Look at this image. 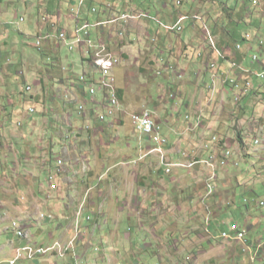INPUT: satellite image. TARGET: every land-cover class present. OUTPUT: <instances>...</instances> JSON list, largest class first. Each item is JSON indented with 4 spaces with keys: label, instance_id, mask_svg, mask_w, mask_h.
I'll list each match as a JSON object with an SVG mask.
<instances>
[{
    "label": "crops",
    "instance_id": "1",
    "mask_svg": "<svg viewBox=\"0 0 264 264\" xmlns=\"http://www.w3.org/2000/svg\"><path fill=\"white\" fill-rule=\"evenodd\" d=\"M4 1L6 4H15L22 7L23 10L20 13L21 16L19 19L24 18L23 24L25 26H20L19 28L15 27V25H19L21 22L16 17L11 16L9 10L3 9ZM114 1H116L117 8L119 7L127 10L129 13L138 10L140 16L137 15V13L135 15L130 14L135 20H138V17L142 16V12L145 13L143 15H146L147 13L146 10L140 9V5L129 3L134 0ZM31 2L32 0H9L7 2L6 0H0V14L2 13V16H0V42L2 45L5 46L8 44V40L13 39L15 36L22 38L21 40L25 45H29L26 40L34 36L35 40L32 44H35L36 38L39 36V27L37 28L36 24L35 26L32 25L34 19H32V17L30 18L28 13L29 11H27V7H30ZM95 2L96 0H81L77 1V5L78 8L82 6L83 8H86L88 4L92 6L91 9L94 7L99 8V6L94 5ZM163 5L167 8V2H164ZM55 10L56 8L53 9V6L50 7V11L55 12ZM46 11H49L48 5ZM187 14L188 12L185 13V15ZM247 16L249 18L247 19L249 21L248 24H250L249 27L255 29L256 13L248 11ZM81 17L82 18L79 17V22H81L86 16L82 15ZM107 18H109V12L104 10V14L101 16V19L107 20ZM185 18L188 19V16ZM176 21L178 23L176 26L177 29L180 27V23L184 21ZM198 21L199 19L194 17V19H192V25L200 29V34H197L198 40L200 41L202 36L209 37L211 31L208 27L203 30V20L199 25L197 24ZM203 22L205 23V21ZM13 23L14 25H12ZM194 24H196V26ZM95 25L96 23L91 26L93 30L92 38L95 40L105 39L104 35H106L105 31L107 29H102V31L99 29L100 27H95ZM113 25L115 26L112 30H115L116 28L119 29L120 27L118 24L114 23L107 26V28H110ZM227 25H229V23L223 26L222 21V25L219 28H215L216 30L214 29L213 32H211L215 36L213 38L214 44L209 46L207 53L209 56L207 58L204 55L203 57H200L202 61L199 62L201 63L202 68L194 70L196 73L190 74L187 70H183L182 73L176 74L179 77H181L182 74V79H178L177 77L171 78L165 72H163L161 76L162 82H164L166 86L174 83L172 88H168V90L171 91L170 98H174L178 101L177 103L180 105L178 108L185 113V117L189 115V112H194L197 115H201L199 117L202 119V127L197 128L195 131L188 130V126H190V124L196 123L197 119L193 120V118L192 120L187 121L184 117L185 123L177 121L176 124L165 126L168 130L164 131L163 129V135L169 140L166 152L170 162L186 163L187 161L206 159L210 152L208 153V151L204 149V145L206 144L205 142H210L214 135L217 137L219 136L218 134H220L219 132L221 129V117L223 116L220 111H216L213 107L215 106L217 108L219 106L220 108L223 104H225V95L227 94V97L231 99L232 102L234 101L237 104L234 99L236 91H232V87L223 86L222 82H219L218 90L215 94L216 97L213 101L210 100V86L212 84L211 80L214 71L209 69L208 63L216 62L220 68V75H223V78L235 75L241 78L240 83H244L245 81H251L254 83L256 91L242 100V102L245 103V107L248 103L253 104L254 102L258 103L261 108L262 105H264V92L260 90V83L255 76L256 72L259 71L260 68L257 64L251 63L252 56L254 54H258L257 50H260L262 54L264 53V45H260V41L264 40H255L253 37L250 42L243 43V52L241 53L242 56L240 59L229 58V51L226 49V42H228L229 39V29L227 28ZM76 26V24L73 26L72 23L71 25L68 23L64 29L73 34ZM36 30L37 33H30L33 31L35 32ZM184 30L185 29L183 27V32ZM44 31L45 34H55L46 30ZM193 37L194 36H191V40ZM115 38L116 35L114 34L113 40ZM131 38L133 39L134 36ZM188 52L189 51H182L181 53L183 54V57L187 56L188 60L193 63ZM253 52L254 54L251 56V53ZM124 53L125 52L122 51L120 54L122 58L123 56L128 55L127 53ZM176 53L177 51L174 54ZM83 55L87 62H89L86 52L83 53ZM161 60L162 58L154 57V59H150L148 61V65L150 67L155 66L158 70L162 69L165 64ZM233 62L238 63L242 69H232L231 64ZM115 74L117 78L118 97L122 108V112L118 114V117H120L119 119L121 120L124 117V113L126 114V112H129L127 110V104L129 106L132 105L133 107L137 106L135 103L131 104L134 100L131 99L127 90L131 82L134 80V77L125 67H123V65H120L115 69ZM75 81L76 80L74 79V81L68 82V85H66L65 81H63V85L66 86H64L62 99L65 98L68 91L77 94L83 92L77 84V81ZM27 86L33 87V93L30 95L25 93V95L23 93L25 88L22 91H19V98L21 99L20 103L12 102L10 104V101V105L4 108L6 110L5 114L8 118H0L1 127L3 124L2 128L7 131L6 135H8V131L10 133L12 130H15L12 123L16 124V126H18V123L20 124V127L24 126V129H18L19 126L16 127V130H21L17 133L18 135L9 134L13 138L10 141L12 144H10L7 140V137L5 138L3 136L0 138V155L1 152L4 151L5 147L10 149L8 152L14 153V150L11 151L13 148L17 150L14 155L13 153H7V156H5L6 161H4L3 158H0L3 162H8L9 165L13 164L14 167L18 168V171L24 172L22 176L24 177L23 180L17 174H15V176L18 177L16 184L19 182L20 186L18 192L22 195V197L18 196V201H24V205H21V208L23 207L24 209L26 207L28 210H18L20 211L18 216L22 217L20 219L15 218L14 220L20 221L27 230L31 231L34 244L39 246H48L56 241H69L73 235L72 229L81 197L87 190H91L88 210L95 214L94 221L95 224H98V226H90L89 224L83 231V241L77 248V255L84 259L83 263L121 264V262L124 261V264H126L130 260L129 264H142L143 260L141 259L143 257H154L158 260L157 264H264V234L261 236H257L255 234L256 229L259 227L255 228L256 226L253 225L252 217L248 222L245 221L243 226L239 223L242 229L246 230V241H233L232 236H229L230 240H224L221 238L220 233L222 234L225 230L221 231L219 234L215 232V221H218L220 216L219 218L213 217V211L211 209V204L213 202L211 200L212 198L208 200L211 201L210 203L206 201V203L203 204L205 207L204 214L207 217L205 218L203 226L201 225L203 222L202 219H200L197 215L196 217L197 220H199L200 224L198 225H200V227H196L198 225H195L188 231V233L182 229L181 235L176 236L173 239L170 238L173 232H171L170 227L167 226V219H165V222L161 221L155 223L154 225L147 222L146 217H153L156 215L154 205L155 202H153L152 199L148 201V195H152V198L159 195V197L155 200L162 202L165 201V203H172L171 199H175L176 195H179V198L184 197L187 190H185L186 187L185 185L183 186V181H181L184 176L183 174L186 173V171L191 173V171L195 170V168L193 170H185L180 167H175L173 169V173L167 175L160 164L159 156L155 153H151V149L154 147L153 143L136 131V134H138L140 138L145 141L141 142L138 140V145L135 149L131 147V145H128L127 148H131L129 149L132 151V155L134 156L129 157L137 159L141 154H144L145 157L139 162V168H136L137 165L130 166L133 168L122 166L121 163L126 161L123 159H127V157H121V155H123L122 150H118L112 144L114 142H119L122 137L120 134L117 136H114L112 133V135H107L111 129L110 127L114 126L113 122L117 120L118 117L105 123H100L93 115H90L87 118H81L76 113L75 107L67 105L66 101H56L57 104L60 102V109L55 110L54 101H50L48 99L49 96L45 95L47 94L46 89H42L41 86L37 91V85H34L33 83H28ZM191 88L197 92V94H195L196 96H194L196 99H192L193 102L190 100L189 96H187V91L190 93L189 89ZM3 93L5 92L3 91ZM220 96H222V99L220 100V103H218ZM184 100L186 101L185 106H183ZM23 101H25V105L22 104ZM194 102L195 104L192 105ZM41 105L43 106L42 117L44 116L46 119L48 118L51 126L53 125V128L56 129V131L58 130L55 133L56 136L50 143L51 145H49V149L46 150L47 152L44 151L43 148H40L42 143L40 140L41 133L37 130L39 129V122L29 116V108L33 107L38 110V107ZM71 107L74 109L71 110ZM89 107L90 109H101L97 106L94 107L93 105H90ZM245 107L241 109L243 111L242 113H244ZM147 109L151 110L149 108ZM69 111H75V113L70 114ZM167 113L168 115L165 119L168 121L170 120L169 122L171 123L175 117L172 113H169V110H165L162 117L164 118ZM17 115L19 118L16 122H14L13 118ZM60 115H63L66 119H68L78 130L74 131L75 128L71 126H68L67 129H63V123L60 120H57V117L59 118ZM85 122L92 123V126L95 127L94 130H99V128H101L99 130L101 131L100 134L112 137L113 140L110 144L103 143L96 149L91 144V131L85 129ZM186 124L187 127L184 130L183 126ZM34 125L36 127H34ZM107 128L110 129L107 130ZM60 130H64L63 134L61 133L62 136H59ZM81 130L85 131L86 139L88 140L83 138V135L80 133ZM115 131L120 133L118 129ZM77 134L79 138H76ZM66 135H69L70 139L66 140ZM190 137L199 138V143L196 145L194 144V147L190 149V153H187L184 151L186 149L185 139ZM35 138L40 140L38 147L37 144H32L35 143ZM218 138L223 142V144L224 142H228L226 135L220 134ZM63 141H65L66 144L62 143ZM80 141H82V145H78V142ZM80 155L85 156L83 159L88 160L91 167L88 173L79 171L81 167L79 165L80 160L78 157ZM110 157L113 159L110 160ZM60 159L64 161V167L61 173H57V162ZM17 162L18 164L15 166ZM20 167L21 169L19 170ZM107 169H110L109 173L107 172ZM196 169H202L206 174L208 172V169L201 165H198ZM12 170L16 171L14 168ZM36 172H38L39 175L42 174V177L38 176L41 178L42 183H40L38 178L34 180ZM194 173H197V170H195ZM27 174H29L31 178H27ZM51 175H55V183L57 185L56 190H51L49 187V177ZM161 177L164 179L160 182V184H162V189H155L154 191L153 183L154 181L158 183V179ZM260 187L264 189V182L260 183L250 193L248 192L247 195L250 198H256V193L261 190ZM20 190H24L25 193ZM235 196H237L236 193ZM65 197L70 200L72 199L71 204L67 203V201L61 202L59 200V198L61 199ZM139 198H144L142 205L140 204L141 202L139 201ZM46 199L50 200L48 201V205L44 206L40 201H44ZM26 201L29 203V206L26 204ZM165 203L164 207H166ZM39 204H41V206H39ZM138 205H141L142 209H140ZM46 208H49L51 212H46ZM148 208L149 210L147 211ZM168 208L169 207H167V209ZM178 208L180 211L183 209L182 206H179ZM34 209H38V214H35ZM169 210L171 211L172 209L169 208ZM0 212L3 211L0 210ZM41 214H45L47 216L52 215L55 219L52 221H42L40 219ZM141 215L145 218L140 219L143 217ZM231 217L232 214L230 212L229 225L236 222L233 218L231 219ZM263 218L264 216H262V219ZM179 223L177 225H179ZM185 223L186 222L184 220L182 225L184 226ZM10 224H5V228L0 231V236L2 234H7L8 236L7 243L0 245V264H6V262L13 257L15 249L23 244L22 241L15 237L13 231L10 229ZM158 227H163L162 230L166 234H160ZM177 232H179V230ZM166 236L168 237L167 239ZM193 236H197L195 240H191ZM172 237H174V234ZM260 242H262V244ZM176 243H178V245H176ZM190 243L194 244V248L186 252L187 249L185 250V248H188ZM247 245L250 246L248 249L246 248ZM259 246H261L260 253L256 260L253 261L252 255L257 251ZM97 248L99 249L98 251H96ZM99 252L100 255H97ZM186 255L187 257L189 256L188 261ZM23 264H72V258L68 257L65 260H58L54 257H46L35 262H24Z\"/></svg>",
    "mask_w": 264,
    "mask_h": 264
},
{
    "label": "rangeland",
    "instance_id": "2",
    "mask_svg": "<svg viewBox=\"0 0 264 264\" xmlns=\"http://www.w3.org/2000/svg\"><path fill=\"white\" fill-rule=\"evenodd\" d=\"M7 1L9 0H6V2ZM77 1L81 0H55L53 2V9L56 8V10L55 12H50L46 11V8L48 3L52 2V0H32V2L30 3V7H27V11H29L28 13L30 15V18L32 17V19H34L32 25L35 26L36 24L37 28L39 27V36L41 34H45L44 30L50 33H55L50 34L52 37L55 36L53 38V41L43 44L41 48H38L36 46L38 38L36 39L35 44H32L35 40L34 36L26 40L29 45H25L21 40L22 38H19L18 36L13 37V39H9L8 44H6L5 46L0 42V118H8L5 114L6 110L4 109L6 108V106L10 105L12 102L20 103L21 99L19 98V91H22L28 85V83L37 85V91L41 86L42 89H46L47 91H45L47 94L45 95L49 96L48 99L50 101H54L55 110H59L60 102L65 101L64 98L62 99L64 86L68 85V82L74 81V79L77 81L78 76H80L81 74L92 71V63L87 62L80 50L69 52V49L65 48V45L61 43L57 38V35L62 32V30L64 33L68 34V31L64 29V27H66L68 23L69 25H71L72 23V25L75 26L76 22H79V17L82 18L81 16L84 13L88 15L89 11L93 9H91L92 6L90 4H88L86 8H83V6L78 8ZM181 1V6L176 5L177 0L130 1L129 3L140 5V9L146 10V12L148 13L146 15H143L145 13L142 12V16L138 17V20H135L131 16L135 15L136 13L140 16L138 10L129 13V11L127 10L119 7L117 8L116 1L114 0H96V2L94 3L95 6H99V8L94 7L98 9L97 12L101 14L102 12L104 13V10L108 11L109 18L113 15L110 14V12L115 13L116 9L117 16H119L120 12L121 15L123 13L128 15V19H126L127 21L124 22V25H120L119 29L116 28L115 30H112V28H114L115 26L113 25L111 26V28L105 31L106 35H104V38L106 40L108 38H110V40H113L114 34L116 35V38L119 39L118 40L115 38L112 42V45H109V49H111V51H113V53L116 55H120L122 51L125 52L124 54H128L126 56H123L121 65H123V67H125L134 77V80L131 82L127 90L131 99L134 100L131 104L135 103L137 106L133 107L132 105L129 106L127 104V110L129 112H126V114L124 113V117L121 120L119 119L120 117H118L115 121L113 120L114 126L110 127L111 129L107 128V130L110 129L107 135L114 134V136H117L120 134V136L122 137L119 142H114L112 144L118 150H122L123 155H121V157H127V159H123L126 160L127 163H122L127 167L135 166L130 163L134 162V158H131L134 156L132 155V151L130 150L131 148L129 147V149L127 148V146L131 145V147L135 149L138 145V140L141 142L145 141L142 140L138 134H136V132L138 133V131L136 130L130 119L131 115L141 113L142 111L149 108L151 110H147L153 114V117L155 118L157 124L160 126H162L163 124L162 127L164 131L168 130L165 127L166 125L169 126L171 124H176L177 121L185 123V113L178 108V106L180 107V105H178L177 103L178 101L174 98H170L171 91H169L168 88H172V86H174V83H172V85L166 86L165 83L162 82L161 76L163 72H165L171 78L177 77L178 79H182V74L181 77L176 74L182 73L183 70H187L190 74L196 73L194 70L202 68L201 63L199 62L202 61L200 57H203L204 55L207 58L209 56V54H207L208 48L210 45H213L214 42L211 38L206 36H202V39L200 41L198 40L197 34H200V29L192 25V19H194V17L199 19V21L197 22L198 25L202 20L205 21V23L202 21V26L205 25L211 30V32L215 28H219L222 25V21L223 26L226 25L227 22H229L227 28L229 29V34L231 35L233 33V38L238 39L236 44L239 43V41H241L243 36L246 34H251V36L254 37L255 40H264V0H258L259 6H254L252 3L253 0ZM164 2H167V8L164 7ZM250 5H253L255 8H252ZM3 9L9 10L11 16L16 17L17 19L20 18V13L23 10L19 5L8 3L6 4L5 1L3 4ZM248 11L256 13L255 29L249 27L250 24H248L249 21L247 20L249 19L247 16ZM187 12L188 14L185 15V13ZM0 16H2V13L0 14ZM186 16H188V19L185 18ZM176 20L184 21L180 23V27H184L185 29L181 34H178L177 30H175L178 24ZM101 22H104L107 25L109 24L108 19L97 21V24ZM110 25L112 24H109V26ZM194 25L196 26V24ZM20 26L23 27L25 25L23 24V22L19 25H15L16 28H19ZM119 32L123 33L121 38H119L117 35ZM30 33L35 34L37 33V30ZM131 35L134 36L133 39L131 38L133 37ZM212 35V37H215L214 34ZM191 36H194L192 40ZM57 40L59 41V43L57 42ZM92 40L94 41L95 39L92 38ZM234 45L235 43L231 41V48H234ZM176 51L177 53L174 54ZM182 51H189L188 54L190 55L193 63L188 60L187 56L183 57V54L181 53ZM257 52L258 54H260L261 58L264 59V53L262 54L260 50H257ZM253 54L254 52L251 53V56ZM154 57L162 58L161 61L165 64L162 69L158 70L157 68H155V66L150 67L148 65V61L150 59H154ZM85 63L88 65H85ZM63 81H65L66 85H63ZM219 82L223 83V80L221 78H218L217 86L219 85ZM189 90L190 93L187 91V96H189L190 100L193 102L192 99H196L194 98V96H196L195 94H197V92L192 88ZM3 91L5 93H3ZM227 95H225V104H223L220 108L219 106L217 108L215 106L213 107L216 111H220V113L223 114V116L221 117V129L219 133L222 135H226L228 141L226 144L228 146V149L232 152V156L230 158V166L227 169H219L218 171V181L216 183L215 194L212 197H206V185L208 179L207 174L204 173L202 169L198 170L195 168V170H197V173H194L195 170L191 169L193 170L191 171V173L189 171H186V173L183 174L184 176L181 181H183L182 184L183 186L185 185V190H187V193H185L184 197L179 198V195H176L175 199H171L172 203H165V201L162 202L159 200H155L157 197H159V195H157L155 198H152V195H148V201L152 199L153 202H155L154 205L156 209V215L153 217H146V221L154 225L155 223L161 221L165 222V219H167V226L170 227L171 232H173L174 234V237H172L173 234H171V239L181 235L182 229L183 231H186L188 233V231L191 230L195 225L200 224L199 220H197V215L200 217V219H202L203 222L201 223V225L203 226L205 218H207L204 214L205 207L203 206V204H205L206 201L210 200V198H212L211 200L213 201L211 204L213 217L219 218L220 216L219 220L215 221V232L219 234L221 231H227L229 229V213L231 212V219L233 218V220L238 222L237 224L242 231H246L241 227L243 226V223H245V221L248 222L252 217L253 225L256 226L255 228L259 227L258 229H256L255 234L257 236H261L262 234H264V218L262 219V216H264V208L257 207L255 201L250 204L249 208L245 207V203H247L245 202V199H249V201H251V198L247 195V193H250L260 183L264 182V105H262L261 108L258 103L254 102L253 104L248 103V105L245 107V103L242 102V98L241 101H236V104L234 101L232 102L231 99L227 97ZM215 97L216 95L213 96V98ZM221 99L222 96H220L218 103H220ZM56 101H60L59 104H57ZM22 104L25 105V101H23ZM185 104L186 101L184 100L183 106H185ZM193 104H195V102L192 103V105ZM244 107L245 110L244 113H242L243 111L241 109H243ZM42 109L43 106L41 105L40 107H38V110H36L34 114L29 112V116L30 118L39 122V129L37 130H39L41 133L40 140L42 141V143L40 148H43V150L46 151L49 149V145H51L50 143L56 136L55 133L58 130L56 131V129L53 128V125L51 126L48 118L46 119L44 116L42 117ZM73 109L74 108L71 107V110ZM165 110H169V113H172V115L175 117L171 123L169 122L170 120L168 121L165 119L168 113L164 116V118L162 117L165 113ZM96 111L97 113H99L101 112V109H97ZM69 113L74 114L75 111H69ZM187 116H189L190 120H192V118L193 120H196L201 115H197L194 112H189V115ZM18 118V115L13 118L14 122H16ZM57 120H60L63 123V129H67L68 126L75 128V126L72 125V123L63 115H60L59 118L57 117ZM85 123V125L88 124V122ZM89 124L91 126V144L96 149L103 143L110 144V142L113 140L112 137H107V135L100 134L101 131L99 130L101 128H99V130H94L95 127L92 126V123L89 122ZM19 125L20 124L18 123V126ZM12 126L15 127V130H12V132L10 133L8 131V135H6L7 131L2 128V130L0 131V138L3 136L5 138L7 137V140L10 142L11 139H13L10 136L11 134L18 135L17 133H19L21 130H16V127H18L16 126V124L12 123ZM34 127L36 126L34 125ZM183 127L185 130L187 124ZM20 128L24 129V126H19L18 129ZM116 129H118L120 133H117L115 131ZM77 130V128L74 129V131ZM63 131L64 130H60L59 136H62ZM80 133L83 135V138L85 140H88L86 139L85 131L81 130ZM220 134L218 135L220 136ZM76 138H79L78 134ZM65 139H70L69 135H66ZM40 140L38 138H35V143L32 144H37L38 147ZM240 140L243 141V146L239 144ZM255 140L260 141L259 145L254 144ZM185 141L186 149L184 151L190 153V149L194 147L193 145L199 143V138L190 137L186 138ZM62 143L66 144L65 141H63ZM205 143H207V141ZM10 144L12 143L10 142ZM78 145H82V141L78 142ZM225 146H223V148H225ZM5 148L0 155V157L3 158L4 161H6L5 156H7V153H13L8 152L10 150L9 148ZM12 150H14V153L17 152L15 148L11 149V151ZM1 158L0 210L3 212H0V231L5 228V224H10V222L12 223L15 218L20 219L22 217L18 216V214L20 213V211L18 210H28L26 207L24 209L23 207L21 208V205H24V201H18V196L22 197V195H20L18 192L20 186L19 182L18 184H16L18 177L15 176V174H17L23 180L24 177L22 176L24 172L18 171V168L14 167L13 164L9 165L8 162H3ZM78 158L80 160L79 165L81 167H79L80 169L78 168L79 171L88 173L91 169L88 160L83 159L85 158V156L82 155H80ZM109 159L112 160L113 158L110 157ZM17 164L18 162L15 164V166ZM13 168L16 169V171L12 170ZM136 168H139V164ZM20 169L21 167L19 168V170ZM107 172H110V169H107ZM38 176L42 177V174L39 175L38 172H36L34 180L38 178L40 180V183H42L41 178H39ZM28 177L31 178L29 174H27V178ZM162 179V177L159 178L158 183L154 181V191L155 189H162V184H160V182H162ZM260 189L261 190L256 194L257 201L258 198H261L264 195V189L261 187ZM20 191L25 193L24 190ZM235 193L237 194V196H235ZM49 200L50 199H46L40 202L43 203L44 206H46L48 205ZM59 200L61 202L67 201V203L69 204H71L72 201V199L70 200L67 197L61 199L59 198ZM143 200L144 198H139L141 205L143 204ZM210 202L211 201H208V203ZM164 203L166 207H164ZM26 204L29 206V203H27V201ZM141 205H138L140 209H142ZM39 206H41V204H39ZM179 206H182V211L179 210ZM167 207L172 210L170 211L169 208L167 209ZM148 210L149 208L147 209V211ZM45 211L51 212L49 208H46ZM34 212L35 214H38V209H34ZM143 218L145 217L143 216L140 219ZM94 219L95 214L93 213V218L90 222H88V225H95L97 227L98 224H95ZM184 220L186 223L183 226L182 223H184ZM178 223L179 225H177ZM239 223L241 224V226ZM196 227H200V225ZM158 228L160 234H166L162 230L163 227ZM178 230L179 232H177ZM224 235L226 234L221 235L220 233V236L224 240H230L229 236ZM7 237V234H2L0 236V245L7 243ZM196 237L197 236H193L191 240H195ZM167 238L168 237L166 236V239ZM31 241V244L34 245L33 238ZM192 244L193 243H190L188 245V248H185V250L187 249L186 252L194 248V244ZM176 245H178V243H176ZM97 255H100V252ZM143 258L141 259L143 260L142 264H157L158 262V260L154 257ZM188 258L189 256L187 257V261ZM77 259L82 258L77 255ZM83 260L84 259H82V262ZM24 262L29 261L21 259L17 264H23ZM129 262L130 260L126 264H129ZM121 264H124V261H122Z\"/></svg>",
    "mask_w": 264,
    "mask_h": 264
},
{
    "label": "built area",
    "instance_id": "3",
    "mask_svg": "<svg viewBox=\"0 0 264 264\" xmlns=\"http://www.w3.org/2000/svg\"><path fill=\"white\" fill-rule=\"evenodd\" d=\"M256 3V1H255ZM178 5L182 3L180 1L177 2ZM93 13L97 12V9L93 8ZM127 14H122L120 18L112 17L109 19V24H123L127 21ZM102 21V20H101ZM111 21V22H110ZM20 22H24V18L20 19ZM127 23V22H126ZM106 23H96L95 27H101L103 29L107 28ZM111 28V27H110ZM100 29V28H99ZM102 30V31H103ZM178 31H182V27L177 29ZM83 32L80 33L75 38L70 40L67 39V34L64 32H60L57 35L58 40L65 45L66 48L69 49V52L72 51H81L85 53L88 48L92 46H99L100 53H102V45L111 44L112 40L110 38L102 39V40H92V31L91 26L85 24L83 26ZM78 34V32H77ZM118 37L121 38L123 33L119 32ZM55 37V36H54ZM50 34H44L37 37L36 46L41 48L43 44H46L53 40ZM244 39L247 42L252 40L251 34L244 35ZM260 45H264V41H260ZM242 45L237 44L235 52H241ZM229 51V50H228ZM259 59L261 57L258 54H254L252 56V64L259 65ZM121 65V58L119 56H111L108 61H99V56L94 58V65L91 67L92 72H86L78 76L77 84L80 89L83 91L80 94L73 93L68 91L65 95V101L68 105H72L76 109V113L81 118H87L90 115L96 117L97 121L100 123L109 122L112 119H116L118 114L122 112L120 100L118 97L117 91V78L115 74V69ZM209 69L214 71L212 75V84L210 86L211 97L210 100L213 101V96L216 94L218 90L217 86V78H223V75H220V68L218 64L209 63ZM232 69H242V67L238 66L237 63L231 64ZM171 69V68H170ZM172 70V69H171ZM256 79L260 82V89L264 92V68H261L260 71L255 74ZM227 87H232V91H236L235 101H241V93L244 90H251V93L254 91V85L251 81H246L243 84L239 82L235 77L227 76ZM26 93L28 95L33 93V87L27 86ZM90 105L94 107L101 108V112L97 113V108L90 109ZM29 112L34 114L36 112V108H29ZM134 127L138 131L139 134L145 136L149 139L154 147L151 149V153H156L160 157L161 164L166 167V173L171 174L172 168L176 165L169 163L167 160L166 148L169 145L168 139L163 135V127L158 125L153 114L147 109L138 114H133L130 117ZM187 121H190L189 116L186 117ZM85 129L91 130V126L88 123L85 125ZM202 127V119L199 117L196 120V123L190 124L188 126L189 131H195L197 128ZM2 127L0 126V131ZM226 145V146H225ZM225 146V148H223ZM204 149L208 151L209 156L206 159H202L199 161L190 162L188 164H177L180 167L184 168H195L198 165L204 166L209 169L206 192L208 196H211L215 192V182L218 179L217 171L220 168H226L229 166V160L231 158L232 152L228 149L227 144L221 145L220 139L215 135L214 140H210L204 145ZM145 157V156H144ZM141 156L139 159L134 160V162H130L133 165H137L140 160L144 158ZM64 167V161L59 160L57 162V173H61ZM55 175H51L49 177V187L51 190H56L57 185L54 182ZM91 190H87L83 196L81 197V201L79 202L74 225H73V235L70 240L67 242L56 241L51 245H36L27 246L26 242L21 240V233H29L31 238H33L30 230H27L23 224L14 220L10 224V229L13 231L15 237L22 241L23 244L15 249V253L11 259H9L6 264H17L21 259H25L29 262L38 261L41 258L46 257H54L58 260H65L68 257L72 258V264H82V259H77V248L81 244L84 238V229L88 225L89 219L93 217V213L88 210V205L90 201ZM257 207L264 208V197L257 201ZM40 219L42 221H52L55 219L52 215L41 214ZM222 234H226V236H232L233 241H245L246 232L242 231L238 224H232L230 229ZM250 246L247 245V249ZM96 250H99L98 248ZM261 250V246L257 248V251L253 253L252 259L254 260Z\"/></svg>",
    "mask_w": 264,
    "mask_h": 264
},
{
    "label": "clouds",
    "instance_id": "4",
    "mask_svg": "<svg viewBox=\"0 0 264 264\" xmlns=\"http://www.w3.org/2000/svg\"><path fill=\"white\" fill-rule=\"evenodd\" d=\"M178 1H180V2L182 3L181 0H178ZM178 1H177V2H178ZM255 1H256V3H255ZM177 2H176V5H177V6H181V5H182V4H181V5H178ZM252 3H253L254 6H255V5L257 6V5L259 4L258 0H253ZM253 5H250V6H251L252 8H255ZM258 6H259V5H258ZM95 9H96V8H95ZM92 10H93V9H92ZM97 10H98V9H97ZM257 12H258V11H257ZM115 16L118 17V16H117V13H114V17H115ZM111 18H112V17H110V19H111ZM227 23H229V22H227ZM121 25H122V24H121ZM204 26H205V25H204ZM204 26H203V30H204L205 28H207L206 26H205V27H204ZM177 29H178V28H177ZM177 29H175V30H177ZM182 29H183V28H182ZM208 30H209V29H208ZM210 31H211V30H210ZM210 31H209V32H210ZM212 32H213V31H212ZM177 33H178V34H181V33H183V30L180 31V32L177 30ZM212 36H213V35H212V33L210 32V34H209V38H211V39L213 40L214 37H212ZM36 39H37V38H36ZM252 39H253V37H252ZM245 42L247 43V41H245L244 36H243V38L241 39V41H239V44L242 45V49H243V43H245ZM237 44H238V43H237ZM237 44L235 43V46H236ZM226 49L229 50V55H230L229 58H237V59H240V58H241V56H242V55H241V52H242L243 50H241V52H235V49H236V48H231V47H230V48H226ZM117 55H118V54H117ZM258 55L260 56V54H258ZM118 56L121 58V61H122V57H121L120 55H118ZM238 57H239V58H238ZM260 57H261V56H260ZM234 61H235V60H234ZM261 61L264 62V59L261 58ZM236 62H237V61H236ZM236 62H233V63H236ZM237 64H238V63H237ZM238 66H240V65H238ZM258 66H259V65H258ZM259 68H260V70H261V66H259ZM260 70H259V71H260ZM174 71H175V68H174ZM257 72H258V71H257ZM232 77H235L237 80H239V82H240V80H241V78H239V76H235V75H233ZM245 82H246V81H245ZM259 83H260V82H259ZM241 84H243V83H241ZM253 85H254V83H253ZM260 86H261V85H260ZM229 87H230V86H229ZM260 90H261V89H260ZM254 91H256V90H255V86H254ZM254 91H253V92H254ZM253 92H252V93H253ZM168 141H169V140H168ZM255 141H256V140H255ZM255 141H254V144H255ZM220 142L222 143L221 145H223V142H222V141H220ZM224 144H225V142H224ZM152 149H153V148H152ZM166 153H167V152H166ZM155 154H156V153H155ZM157 155H158V154H157ZM141 156L144 157L145 155H144V154H141L140 157H141ZM158 156H159V155H158ZM231 156H232V155H231ZM140 157H139V158H140ZM139 158H137V159H139ZM137 159H134V160H137ZM167 159H168L167 161H168L169 163L176 165L175 167H180V166H178L177 164H188V163H190V162H194V161H187L186 163H173V162H170L168 156H167ZM159 160H160V157H159ZM200 160H201V159H200ZM140 161H141V160H140ZM140 161H139V162H140ZM195 161H199V160H195ZM139 162H138V164H139ZM122 163H127V161H124V162H122ZM122 163H121V165H122V166H125V165H123ZM138 164H137V165H138ZM160 164H161V161H160ZM161 166H162L164 172L166 173V167H165L164 165H162V164H161ZM229 166H230V160H229ZM229 166H228V167H229ZM126 167H127V166H126ZM175 167L172 168V173H173V169H174ZM228 167H226V168H220V169H227ZM180 168H183V169H185V170H191V169H192V168H184V167H180ZM195 168H196V167H195ZM193 169H194V168H193ZM207 169H208V168H207ZM218 171H219V170H218ZM218 171H217V176H218ZM108 173H109V172H108ZM172 173H171V174H172ZM208 173H209V169H208V172H207V176H208ZM166 174H167V175H170V174H168V173H166ZM217 181H218V179H217ZM217 181L215 182V188H216V183H217ZM206 186H207V185H206ZM215 192H216V191H215ZM215 192H214V194H215ZM214 194H212L211 197H212ZM206 197H209V196L207 195V192H206ZM263 197H264V196H262V197L259 198L258 200L262 199ZM247 201H248V200L245 199V202H247ZM256 206H257V202H256ZM235 223H236V222L231 223V224L229 225V229H230V226H231L232 224H235ZM236 224H237V223H236ZM229 229H228V230H229ZM240 229H241V228H240ZM228 230H227V231H228ZM225 232H226V231H225ZM245 232H246V231H245ZM221 235H222V234H221ZM246 235H247V233H246ZM221 238H222V237H221ZM245 241H246V237H245ZM262 242H263V241H262ZM262 242H260V243L262 244ZM259 253H260V252H259ZM258 255H259V254H258ZM256 258H257V257H256ZM256 258H255L254 260H253V259H252V260L255 261Z\"/></svg>",
    "mask_w": 264,
    "mask_h": 264
},
{
    "label": "bare ground",
    "instance_id": "5",
    "mask_svg": "<svg viewBox=\"0 0 264 264\" xmlns=\"http://www.w3.org/2000/svg\"><path fill=\"white\" fill-rule=\"evenodd\" d=\"M120 25L121 24H119V26ZM109 45H111V44L102 45V53H100V47L99 46H92V47L88 48L86 51L88 61L90 63H92V65H94V58L95 57L99 56V61H108L109 57L118 56V55L114 54L113 51H111V49H109V47H110ZM259 66H261V68H264V62H262L261 59H259ZM221 79L223 80V83H222L223 86L227 87V79L226 78H221ZM250 94H251V90H244L243 93H241L242 100ZM214 138H215V135L212 137L211 140H214ZM259 143H260L259 140L255 141L256 145H259ZM92 218L89 219V222L91 221ZM93 226H95V225H93ZM224 236H226V235H224ZM21 240H23V242H26L27 246H34L33 244H31L32 238H31V235L29 233H21ZM82 264H89V263H83L82 262Z\"/></svg>",
    "mask_w": 264,
    "mask_h": 264
},
{
    "label": "trees",
    "instance_id": "6",
    "mask_svg": "<svg viewBox=\"0 0 264 264\" xmlns=\"http://www.w3.org/2000/svg\"><path fill=\"white\" fill-rule=\"evenodd\" d=\"M55 1V0H54ZM53 0H52V2H49L48 3V8H49V11H50V7H52L53 6V2H54ZM117 10V9H116ZM98 11V10H97ZM50 12H52V11H50ZM104 13L102 12L101 14H99V12H95V13H93L92 12V10H90L89 11V14L87 15V14H83L84 16H86L85 18H83L82 19V21L81 22H76V27H75V29H74V32H73V34L72 33H70L69 31H68V34H67V39L68 40H70V39H72V38H75V37H77L78 35H80V33L82 34V33H84L83 32V26L85 25V24H88V25H90V26H93V24H95V23H97V21H101L102 19H101V16L103 15ZM110 14H113L112 15V17L114 16V13H112V12H110ZM123 14H125V13H123ZM146 14H148V13H146ZM120 15H121V12L119 13V16H118V18H120ZM95 16L97 17L96 19H95ZM99 17V18H98ZM92 18V19H91ZM108 20L110 19V18H107ZM78 21H80L79 20V18H78ZM12 25H14V23L12 24ZM0 27H1V25H0ZM77 32H78V34H77ZM231 38H233V33L230 35L229 34V39H228V42H226V48H230L231 47V41H233L234 43H236L237 41H238V39H235V38H233V39H231ZM57 42L59 43V41L57 40ZM234 48H236V46L234 45ZM243 52V51H242ZM241 52V53H242ZM27 87V86H26ZM26 87H25V89H24V94L26 93ZM22 93V94H23ZM23 94V95H24ZM27 94V93H26ZM25 94V95H26ZM1 115V114H0ZM222 144V143H221ZM239 144L240 145H242L243 146V141L242 140H240L239 141ZM257 194V193H256ZM259 199V198H258ZM248 201H247V203H245V207L246 208H249L250 207V204L251 203H253L254 201L255 202H257V200H256V198L254 197V198H251V201H249V199H247ZM253 200V201H252Z\"/></svg>",
    "mask_w": 264,
    "mask_h": 264
}]
</instances>
